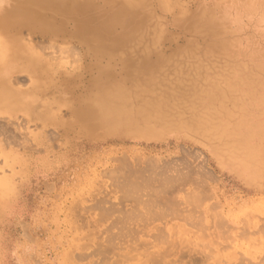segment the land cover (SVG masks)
Segmentation results:
<instances>
[{
    "label": "rangeland",
    "instance_id": "rangeland-1",
    "mask_svg": "<svg viewBox=\"0 0 264 264\" xmlns=\"http://www.w3.org/2000/svg\"><path fill=\"white\" fill-rule=\"evenodd\" d=\"M148 1L163 25L164 38L158 41L161 59L171 60L194 45L197 63L209 67L204 53L211 51V45L234 43L244 50L238 59L244 80L238 89L242 114L231 112L228 98L217 103L241 118L249 134L244 145L253 157L257 155V161L235 167L217 155L218 143L180 128L160 132L155 127L158 131L149 137L145 128L151 125L146 124L141 126L144 132L133 134L100 128L83 131L70 111L79 107V99L86 94L95 75L92 68L110 63L115 74L122 76L126 57L118 52L112 53L116 56L111 60L101 53L95 56L92 48L69 35L36 39L41 62L50 69L51 84L37 95L29 116L21 112L0 116V130L5 132L0 135V177L13 187L12 195L0 198V264H264V24H258L254 16L257 9L264 10V0ZM104 5V0H97L98 8ZM248 5L254 7L250 8L252 20L243 15ZM236 14L240 19L232 23L230 17ZM67 19L70 34L75 23L71 16ZM214 50L217 57L225 54L222 47ZM151 57L157 59L155 54ZM16 76L20 81L13 85L29 91L28 75ZM127 89L139 94L131 84ZM46 104L52 108L50 125L36 118ZM150 165L155 168L154 179L163 169L167 176L182 180L175 178L169 184L172 188L164 191L168 193L164 202L157 201L156 188L144 190L140 202L153 201L150 208L154 209L145 207L153 215L146 216L144 209V223L129 227L136 235L119 240L113 237L119 229L110 227L112 221L128 212L135 218L143 211L142 204L135 205L130 197L121 201L118 179L148 178ZM192 193L200 197L198 204L188 201ZM138 210L139 215L133 212ZM109 236L114 239L105 252Z\"/></svg>",
    "mask_w": 264,
    "mask_h": 264
},
{
    "label": "bare ground",
    "instance_id": "bare-ground-1",
    "mask_svg": "<svg viewBox=\"0 0 264 264\" xmlns=\"http://www.w3.org/2000/svg\"><path fill=\"white\" fill-rule=\"evenodd\" d=\"M104 1V7L98 8L97 0H0V116H10L17 112L29 116L35 106L37 95L51 84L50 69L41 62L37 52V47L40 48V45L36 39L61 38L69 35L68 37H74L87 47L92 48L95 56L101 53V56L106 55L111 60L116 56L112 53L118 52L124 59L126 57L122 76L115 74L114 67L110 63L104 67L95 65L92 68L95 75L88 82L90 84L86 94L79 99V107L70 111L73 119L82 126L83 131L94 132L100 128L107 131L115 130V132L124 130L128 134H133L144 132V127L141 129V126L146 124L151 125L145 128V134L149 137V135L156 134L157 128L160 132L180 128L203 137L205 141L218 143V147L215 148L217 155L222 154L225 158L220 156L221 159L235 167H243L241 165L246 162L257 161V155L253 157L254 154H251V151L244 145L249 134L244 132L241 118L239 116L238 119L234 118L229 110L228 112L224 111V104L217 103L221 99L228 98L232 108L231 112L242 114L244 104L241 102V96L238 95V89L243 86L244 80H242L243 73H241L242 65L238 59L242 58L240 56L244 50H239L238 45L234 43L221 46L211 45V51L208 50L204 53L208 58L205 60L211 64L209 67L205 66L206 64L200 66L199 64L202 63H197L195 57L197 55H194L195 52L193 53L197 47L193 49L194 45L190 46L191 49L188 47V51L180 52L171 60L165 61L161 59V57L163 58L160 56L161 53L159 54L160 45L158 43L163 37V25L152 12L148 0ZM258 3V5L261 4ZM255 7L257 8V6ZM250 8L254 7L248 5V9L244 8L247 11L243 15L250 16V19L256 16L257 23L264 24V10L257 9L258 11L253 16V13H250ZM223 14L221 15L223 16ZM70 16L73 18L75 28L72 33L68 34L66 23L69 21L67 17ZM238 18L237 14L230 17L233 20L232 23H237ZM217 47H222L225 54H220L217 57L214 54L216 53L214 49ZM227 48H229L228 51H226ZM153 54L157 57L154 61L151 60ZM181 58L184 60L182 59V61ZM223 59H232L235 62L225 63ZM219 60L221 64L223 63L222 65L218 64ZM248 72L251 71L248 70ZM20 74L28 75L31 81V88L27 92H22L13 85L20 81L19 76H16ZM128 84H131L139 94L134 95L129 91ZM200 95L201 98H199ZM51 112L50 104H46L36 115V118L43 120L46 125L53 124ZM234 119L235 122H232ZM3 134L5 132L2 129L0 135ZM149 167L148 178L131 180L121 177L118 180H123L122 182L115 179L120 183L118 189H122L121 201L130 197L135 205L142 204L143 211L141 216L135 218H130L128 212L126 215L123 214L126 217H118L115 221L111 220L110 227L119 229V232L113 237L119 240L136 235L129 230L132 224L144 223V218H146L144 209L147 206L148 210L150 204L153 203V201L149 203L151 202L149 200V202L147 201L148 205L146 199L140 202V197H142L140 194L144 193V190L156 188L153 193L158 195L157 201H161L165 196L167 198L168 193L166 194L164 191L167 192L166 188H169V184H174L175 178L179 183L182 180L180 177L167 176L163 169L160 170V173L155 174L158 178L154 179L152 174L155 168L153 165ZM152 182L157 183V186L153 187ZM11 188L13 189L8 179L0 177V198L12 195ZM192 195L194 194H190L188 201L190 204L193 202L194 205L198 204L200 197L194 199L198 197ZM145 197L148 199L149 193ZM143 202L147 204L145 203L144 206ZM155 203L159 204L156 201ZM163 205L166 206L164 203ZM152 207L150 209H154V206ZM146 209L145 211H147ZM164 209L166 211L167 208ZM139 211L133 212L139 215ZM149 214L150 212L145 213L146 216L153 215ZM152 217L155 218L157 215ZM113 237H108L106 242L108 248L104 250L105 252L112 247L109 243L114 239Z\"/></svg>",
    "mask_w": 264,
    "mask_h": 264
}]
</instances>
